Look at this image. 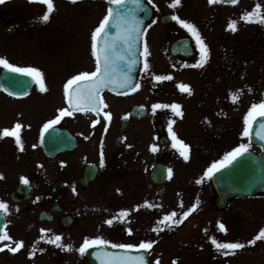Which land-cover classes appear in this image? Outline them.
Listing matches in <instances>:
<instances>
[{"label":"rangeland","instance_id":"374dc122","mask_svg":"<svg viewBox=\"0 0 264 264\" xmlns=\"http://www.w3.org/2000/svg\"><path fill=\"white\" fill-rule=\"evenodd\" d=\"M153 1H157L167 10L163 12L170 16L178 15L197 26L210 49L208 62L203 68L192 66L199 59V51L194 38L177 21L173 20L168 26L155 23L146 27L142 41L148 45L151 67L145 72L142 66L138 82L141 87L132 94H104L108 105L105 111L111 112L112 118L110 121L103 119L95 128L96 131L103 130L98 156L94 151L97 140L87 142L94 128L91 120L83 114L75 117L78 136L87 143L89 155L94 157L89 160L100 165L103 147L105 164L100 166V180L87 190L81 187V167L86 152L78 148L72 156L78 170L77 190L74 193L72 185L62 191L64 196L74 193L77 198H54L50 196L51 185L44 189L41 184L34 183L35 195L29 203L11 204L10 201V217L30 210L21 218H11L10 236L13 240L10 244L14 246L20 239L25 242V247L17 253L10 252V264H86L83 262L85 253H80L79 248L85 238L97 236L113 243L135 242L137 245L141 241L156 239L150 249L154 264L157 260L160 264H264V240L255 245L248 244L264 228V195L237 198L225 211L219 212L210 180L205 178L203 183H196L212 163L241 143L258 151L250 144L249 136L243 135V129L244 117L251 105L264 100V25L240 20L242 13L251 11L258 0H243L235 5L181 0L176 8L170 6L171 0ZM106 2L54 0L55 10L50 20L44 23L39 17L46 11V5L30 3L29 0H5L2 7L6 6V10L0 15V57L17 66L41 69L48 91L42 93L35 85L32 93L21 99L0 93V117L34 122V127L24 132L29 141L34 139L32 145L39 141L43 124L54 119L59 108L67 106L64 96L67 80L82 71L95 70L91 33L110 6L108 0ZM232 19L238 21L235 32L227 29ZM179 36L189 37L195 46V55L190 60L174 58L170 54L171 43ZM141 58L143 62V56ZM2 69L0 66V72ZM153 74L171 75L173 79L157 81L158 94H155L148 87V82L155 80ZM180 83L189 85L191 93L181 92ZM238 91L241 95L233 102L230 93ZM155 103H179L183 115L176 116L170 109H158L154 114L151 106ZM136 107L147 109V116L131 118L129 114ZM125 117L128 123L125 130H121ZM170 120L175 121L172 127L178 138L189 145L188 161L172 147L168 132ZM160 125L162 130L158 129ZM163 135L169 139L168 146L159 144ZM118 136L121 142L116 146ZM152 144L157 145L156 152L150 150ZM31 152L25 160L20 154L14 157V161L10 159V175L0 182V200L7 203V194L14 192L22 177L27 175L24 163L36 161L41 153L33 147ZM37 161L39 165L41 160ZM0 162V173L3 174L8 166L4 164V157ZM158 162H167L172 175L165 186L155 187L149 193V175ZM197 198L200 201L197 210L181 224H173L159 232L152 231L165 214L173 210L180 214ZM181 200L183 209L179 207ZM55 201L76 220L69 232L60 233L61 227L57 223L45 225L30 215L34 211L38 215L41 210H47ZM145 201L158 207L134 210ZM121 209L132 210L129 223H114L112 227L104 224ZM218 222L226 226L227 233L219 230ZM127 227L133 229L131 235L127 234ZM41 229H47L49 237L61 235L60 243L71 245V250L40 240ZM212 236L219 242H240L245 247L235 250V255L224 256L212 245ZM33 251L35 254L30 255Z\"/></svg>","mask_w":264,"mask_h":264},{"label":"snow or ice","instance_id":"6c2138e0","mask_svg":"<svg viewBox=\"0 0 264 264\" xmlns=\"http://www.w3.org/2000/svg\"><path fill=\"white\" fill-rule=\"evenodd\" d=\"M29 2H38L46 5V11L39 17V20L47 23L50 20L52 13L55 10L54 0H29ZM72 3H76L77 0H71ZM133 8H129L127 11H123L125 6L129 3V0H108L109 7L106 14L103 16L99 25L91 33V53L95 58V70L94 71H82L78 74L71 76L64 84V96L66 98L67 106L59 108L58 115L54 119H50L43 124L40 131V142L43 143L45 134L50 129H54L62 119L65 117H71L75 112L83 113H96L99 117L101 113L107 118L108 121L112 118L111 112L104 111L108 105L102 95L105 89H110L113 92H120L124 90L125 94L135 92L140 89L141 84L134 82L132 72L135 66L141 61L137 58V49L142 45L143 51L140 53L143 56V70L149 72L151 67L148 56L150 51L146 42L142 41L144 36V19L138 13H143L144 16L150 15V9L145 7L142 0H130ZM151 2V0H150ZM5 0H0V5L4 4ZM209 5L217 3H230L235 5L238 0H208ZM181 4V0H171V7L176 8ZM174 21H177L195 40V46L199 51L198 61L192 65L196 68H203L210 58V49L203 37L201 36L197 26L185 19L180 18L178 15L171 17ZM240 20L248 23H259L264 25V0H258L255 7L251 11L245 10ZM156 21L153 20L147 27H151ZM238 21L232 19L227 24V29L233 32L237 31ZM0 66L6 69L10 73L20 74L21 77L29 79H16L13 83L14 86L19 89L18 92H11L9 88L0 85L5 92L9 95H20L26 96L28 92L26 89L31 83H35L39 86V91L44 93L48 91L45 82V75L41 69L33 66H17L9 62L5 57H0ZM154 75L156 81L172 80L171 75ZM181 92L191 93L190 86L184 83L178 85ZM251 91V89H249ZM241 93L231 92L230 96L233 102L238 100ZM158 109H170L176 116H182L181 105L179 103H155L151 106L152 112L155 114ZM130 115V114H129ZM258 117H264V100L258 103H253L244 117V129L243 135L245 137L250 136L252 125L257 121ZM127 118V117H125ZM99 119L93 120L92 125L95 126L99 123ZM174 120H170L168 123V132L171 135L172 147L179 151V155L183 157L185 161L189 160V145L186 144L182 139L178 138L177 134L173 131ZM30 127V126H29ZM24 125L17 122L14 127H5L0 131V139L4 137H14L15 144L19 146L20 151H24V143L22 141V129ZM107 131V129H105ZM261 140H264V123H260V130L257 133ZM37 145L33 144V148ZM132 147V145H128ZM150 150L156 152L158 147L156 144H152ZM249 150V144L241 143L238 147L233 148L230 152H227L222 159H219L212 163L203 173V175L196 181L201 184L205 178L211 180L216 173L222 169L227 168L237 160L238 157L243 156ZM105 164L103 147L101 146L100 151V166L103 167ZM42 167V165H41ZM172 169H168V176L171 178ZM0 178H3L0 174ZM22 182L28 184L29 180L27 177H22ZM72 191L75 193L76 188L73 185ZM119 191V190H118ZM39 199V197L37 198ZM200 204L199 198L186 210L178 214L176 210L165 214L158 222L155 228L152 229L154 232L162 231L163 228H170L173 224L179 225L184 219L194 213ZM141 207L155 208L158 205H154L148 201H145L143 205H137L135 211H139ZM179 207L184 208L183 200L180 201ZM9 211V206L6 202L0 200V216H6ZM132 210L121 209L111 218L104 221L109 227H112L114 223H129V216ZM179 215V218H177ZM163 226V227H161ZM218 228L220 231L227 233V228L222 222H218ZM40 240H46L48 243L54 244L57 247H64L71 250V245H62L61 235H54L52 237L47 236V229H41ZM128 235H131L133 229L131 227L126 228ZM207 232V229H205ZM13 237L9 235L7 230V221L0 225V242L12 241ZM212 245L217 251L222 252L224 256L235 255V250L243 249L245 245L240 242H219L215 236L210 237ZM264 240V228L259 231V234L254 239L248 241V244L255 245L257 241ZM39 243V241H37ZM155 241H141L139 244L134 243H113L109 239L103 236H97L95 238H85L82 246L79 248L80 253H84L87 249L92 247H99L100 252L96 253L100 264H148L145 255H131L130 250H149L153 247ZM111 245L112 248L129 250L120 252H109L106 248ZM25 247L23 240L16 241L13 246L10 243L3 244L0 247V252L7 249L12 253H17ZM35 249V245H33ZM231 250V251H228ZM43 251V249H40ZM33 251L30 255H34ZM156 264H160L157 260Z\"/></svg>","mask_w":264,"mask_h":264},{"label":"water","instance_id":"95a60500","mask_svg":"<svg viewBox=\"0 0 264 264\" xmlns=\"http://www.w3.org/2000/svg\"><path fill=\"white\" fill-rule=\"evenodd\" d=\"M142 3L145 7L149 8V6L146 5V3L143 0ZM133 7L134 5H132L129 0V3L125 6L123 11H127L129 8H133ZM138 14L142 16L144 19V29H145L146 23L151 19L152 10L150 9V15L148 16H144L143 13H138ZM164 22H169V19L168 18L164 19ZM144 29H142V31H144ZM140 49L141 46L137 49V58L139 60H140ZM172 53L174 55L181 54L182 56L190 57L193 54V50L190 46V41L180 40L174 43L172 46ZM139 68H140V63H138L135 66L132 72V75L134 77V82H136ZM16 79L30 80V78L21 77L20 74L10 73L5 69L2 71L0 77V85L9 88V91L11 92H18L19 89L15 87L13 83ZM34 85L35 83H31L30 86L26 89L28 94L32 91ZM151 85L155 87L156 84L155 82H152ZM106 90L111 91L110 89H105L104 91ZM129 92L130 91H128L127 93ZM113 93L125 94L124 90H121L119 93L118 92H113ZM14 97H24V96L16 95ZM145 113L146 112L144 110H135L133 112V116L136 117L144 116ZM101 115L102 113L100 114V116ZM260 123H264V117H260L257 119L256 122H254L251 129V141L262 149L263 152L262 155L257 156L251 152H246L243 156L238 157L237 160L233 161L231 165H229L225 169H222L220 172L216 173V175L213 177V184L218 194L217 207L219 209L225 208L228 202L234 197H238V196L250 197L257 194L258 192L264 191V140H261L260 137L257 135V133L260 130ZM57 132L58 131L56 129H51L46 134L45 149H46V154L49 156L53 155L51 154V152H49V147L54 152L64 149L59 147L60 149L59 150L57 149L58 146L55 145V140L58 137ZM96 173H97V169L94 166L86 167L82 183L84 185H88L91 181L95 179ZM167 176L168 174L166 167L163 165H158L155 169V172L152 175V179L154 182L162 184L165 182ZM41 218L43 219V216ZM4 223H5L4 217L0 216V225ZM106 250L109 252L127 251V250H118L111 248H106ZM100 251L101 249L99 247L90 248L88 250L87 257L90 264H100V260L96 255V253ZM130 254L131 255L144 254L148 264H150L146 252L130 251Z\"/></svg>","mask_w":264,"mask_h":264},{"label":"flooded vegetation","instance_id":"af4514ba","mask_svg":"<svg viewBox=\"0 0 264 264\" xmlns=\"http://www.w3.org/2000/svg\"><path fill=\"white\" fill-rule=\"evenodd\" d=\"M154 7V20L161 19L164 14H160L158 8L156 6ZM9 118V117H7ZM30 126V127H29ZM5 127H14V125L10 126V120L7 119H0V131H2ZM32 124H24V128L22 129V133H24L25 130H28L32 128ZM55 127H58L61 129V131H69L72 135V137L78 138V124L76 121H73L72 117H65L62 119ZM21 133V135H22ZM103 134V131L101 130L99 133V136ZM93 138V137H92ZM79 139V138H78ZM22 141L24 143V151H21L22 153H28L29 148L25 147L28 146L29 140L22 138ZM88 141V139H87ZM41 144V143H40ZM87 144V143H86ZM10 149L13 151L19 152V146L15 144L14 137H4L0 139V160L4 157L5 162L4 164L8 166V170L10 171ZM42 151V150H41ZM73 152H66L63 154L57 155V157L53 160L47 158L43 152H41L43 156V162L41 163L42 167L39 166L38 168L34 167L32 163L28 164L27 176L31 181H38V182H48L52 184L55 189H59V187L62 186H72L74 182L77 180V167L75 163V159L70 157ZM2 163L0 162V165ZM33 190H31L32 193ZM9 197V203H10V196ZM53 203L49 207L48 215H50L53 219V221H59V223H62V218L67 217V214H65L62 211V208L59 206H54ZM10 208V204L8 205ZM60 209V210H58ZM54 210L58 211V213L54 212ZM7 220V230L10 235V209L8 211V214L6 215ZM5 243H10V241H3L0 242V247L3 246ZM0 264H10V251L5 249L4 251L0 252Z\"/></svg>","mask_w":264,"mask_h":264}]
</instances>
